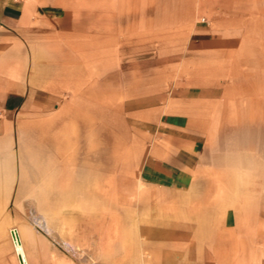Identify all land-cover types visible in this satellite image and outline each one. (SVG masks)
Returning <instances> with one entry per match:
<instances>
[{"label": "crops", "instance_id": "crops-1", "mask_svg": "<svg viewBox=\"0 0 264 264\" xmlns=\"http://www.w3.org/2000/svg\"><path fill=\"white\" fill-rule=\"evenodd\" d=\"M189 5L0 0V264H18L11 228L29 264L56 246L86 264H264L261 123H229L227 90L212 95L223 75L193 67L185 92L176 59L170 95L145 66L117 71V15Z\"/></svg>", "mask_w": 264, "mask_h": 264}, {"label": "rangeland", "instance_id": "rangeland-1", "mask_svg": "<svg viewBox=\"0 0 264 264\" xmlns=\"http://www.w3.org/2000/svg\"><path fill=\"white\" fill-rule=\"evenodd\" d=\"M188 9L193 16L117 15L115 55L116 60L121 61L117 63V71L120 66L122 75L130 77L131 68L145 66L148 81L156 84L164 81L167 86L163 89L170 95L175 91L173 85L178 83L172 79L171 62L176 59L180 61L181 72L185 73L180 80L185 92L187 85L192 84L187 80V72L193 67L199 74L207 71L213 76L223 75L221 80H213L216 86L212 95L219 97L227 90L229 123H243L244 130H248V123H261V131H264V0H190ZM177 19L179 31L125 30L129 24L161 28L163 23L176 24ZM190 33L191 39H196L193 50L187 47ZM176 39L178 47L171 44H175ZM167 58L170 62H164ZM189 58L195 59V66L187 63ZM164 69L170 77L151 78L154 72L166 75ZM26 210H21L22 216ZM19 237L23 245L20 233ZM56 247V262L43 264H86L85 256L65 246ZM22 251L26 254L24 245Z\"/></svg>", "mask_w": 264, "mask_h": 264}, {"label": "bare ground", "instance_id": "bare-ground-1", "mask_svg": "<svg viewBox=\"0 0 264 264\" xmlns=\"http://www.w3.org/2000/svg\"><path fill=\"white\" fill-rule=\"evenodd\" d=\"M12 232V231H11ZM12 234V233H11ZM14 242L12 241L13 243V246H16V249L18 250V252H20V254L26 259L27 261V264H28V260L26 258V254L23 253L22 249H23V245L20 241V237H19V231L15 232L14 234Z\"/></svg>", "mask_w": 264, "mask_h": 264}, {"label": "built area", "instance_id": "built-area-1", "mask_svg": "<svg viewBox=\"0 0 264 264\" xmlns=\"http://www.w3.org/2000/svg\"><path fill=\"white\" fill-rule=\"evenodd\" d=\"M12 231V232H11ZM18 230L16 228H11L10 229V236H11V239L12 241L14 242V234L15 232H17ZM12 233V234H11ZM14 251L18 257V264H27V261L26 259L20 254V252H18V250L16 249V246H14Z\"/></svg>", "mask_w": 264, "mask_h": 264}]
</instances>
